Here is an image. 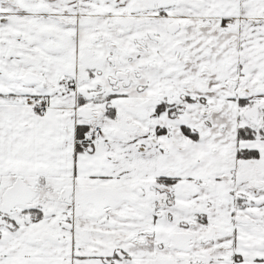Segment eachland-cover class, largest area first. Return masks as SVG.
I'll return each instance as SVG.
<instances>
[{
    "label": "snow or ice",
    "instance_id": "1",
    "mask_svg": "<svg viewBox=\"0 0 264 264\" xmlns=\"http://www.w3.org/2000/svg\"><path fill=\"white\" fill-rule=\"evenodd\" d=\"M0 264H264V0H0Z\"/></svg>",
    "mask_w": 264,
    "mask_h": 264
}]
</instances>
